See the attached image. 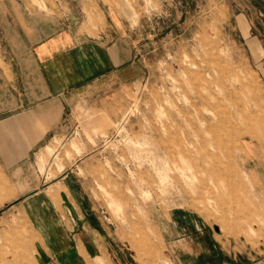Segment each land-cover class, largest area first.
Returning a JSON list of instances; mask_svg holds the SVG:
<instances>
[{"label": "rangeland", "instance_id": "obj_1", "mask_svg": "<svg viewBox=\"0 0 264 264\" xmlns=\"http://www.w3.org/2000/svg\"><path fill=\"white\" fill-rule=\"evenodd\" d=\"M6 2L114 25L143 73L118 119L75 100L25 183L0 170V264H264V0Z\"/></svg>", "mask_w": 264, "mask_h": 264}, {"label": "crops", "instance_id": "obj_2", "mask_svg": "<svg viewBox=\"0 0 264 264\" xmlns=\"http://www.w3.org/2000/svg\"><path fill=\"white\" fill-rule=\"evenodd\" d=\"M49 20L0 2V170L16 185L34 154L64 131L75 100L118 119L125 86L143 73L133 43L114 25L86 36Z\"/></svg>", "mask_w": 264, "mask_h": 264}]
</instances>
